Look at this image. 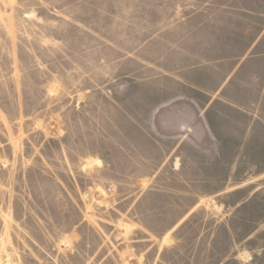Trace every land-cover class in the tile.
Here are the masks:
<instances>
[{"label": "rangeland", "instance_id": "obj_1", "mask_svg": "<svg viewBox=\"0 0 264 264\" xmlns=\"http://www.w3.org/2000/svg\"><path fill=\"white\" fill-rule=\"evenodd\" d=\"M182 1L0 0V264H264V149L148 115Z\"/></svg>", "mask_w": 264, "mask_h": 264}, {"label": "crops", "instance_id": "obj_2", "mask_svg": "<svg viewBox=\"0 0 264 264\" xmlns=\"http://www.w3.org/2000/svg\"><path fill=\"white\" fill-rule=\"evenodd\" d=\"M182 2V35L166 42L173 30H159L149 42L143 83L168 80L175 90L151 96L148 115L181 134L171 148L264 149V0Z\"/></svg>", "mask_w": 264, "mask_h": 264}]
</instances>
